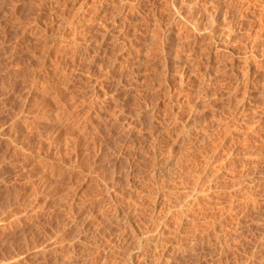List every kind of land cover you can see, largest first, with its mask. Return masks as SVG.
<instances>
[{
    "label": "rangeland",
    "instance_id": "rangeland-1",
    "mask_svg": "<svg viewBox=\"0 0 264 264\" xmlns=\"http://www.w3.org/2000/svg\"><path fill=\"white\" fill-rule=\"evenodd\" d=\"M0 264H264V0H0Z\"/></svg>",
    "mask_w": 264,
    "mask_h": 264
},
{
    "label": "bare ground",
    "instance_id": "bare-ground-1",
    "mask_svg": "<svg viewBox=\"0 0 264 264\" xmlns=\"http://www.w3.org/2000/svg\"><path fill=\"white\" fill-rule=\"evenodd\" d=\"M68 112V111H67ZM155 256V255H154Z\"/></svg>",
    "mask_w": 264,
    "mask_h": 264
}]
</instances>
